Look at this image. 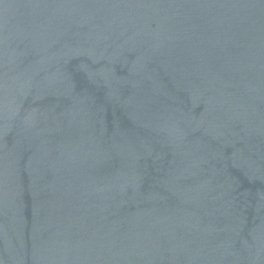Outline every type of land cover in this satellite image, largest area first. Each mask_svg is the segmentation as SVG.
I'll list each match as a JSON object with an SVG mask.
<instances>
[{
	"label": "water",
	"instance_id": "95a60500",
	"mask_svg": "<svg viewBox=\"0 0 264 264\" xmlns=\"http://www.w3.org/2000/svg\"><path fill=\"white\" fill-rule=\"evenodd\" d=\"M0 264H264V0H0Z\"/></svg>",
	"mask_w": 264,
	"mask_h": 264
}]
</instances>
